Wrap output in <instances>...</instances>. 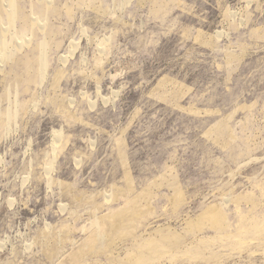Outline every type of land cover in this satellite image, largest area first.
Here are the masks:
<instances>
[{
	"label": "rangeland",
	"instance_id": "1",
	"mask_svg": "<svg viewBox=\"0 0 264 264\" xmlns=\"http://www.w3.org/2000/svg\"><path fill=\"white\" fill-rule=\"evenodd\" d=\"M15 1L0 264H264V0Z\"/></svg>",
	"mask_w": 264,
	"mask_h": 264
},
{
	"label": "bare ground",
	"instance_id": "2",
	"mask_svg": "<svg viewBox=\"0 0 264 264\" xmlns=\"http://www.w3.org/2000/svg\"><path fill=\"white\" fill-rule=\"evenodd\" d=\"M39 1H42V0H39ZM3 2H5V4H7V0H0V28L4 25V20H3V12L4 11H10V10H12V12H13V14L15 15V16H17L18 15V13H19V10H20V8H19V5H18V3L15 1V0H9V3H11V6L9 7V9H5L4 7H3V5H2V3ZM44 2V1H43ZM128 3V2H127ZM40 4V3H39ZM9 5V4H8ZM49 6V5H48ZM7 7V6H6ZM23 11V10H22ZM69 12H71V8H69ZM70 14V13H69ZM73 14V13H72ZM14 22V21H13ZM46 22H48V20L46 21ZM34 23V22H33ZM36 23V22H35ZM39 23V22H38ZM40 25V24H39ZM5 26V25H4ZM13 26V25H12ZM41 27V26H40ZM43 28V30L45 29L44 27H42ZM47 28V27H46ZM46 32V31H45ZM8 33V32H7ZM7 35V34H6ZM5 35V36H6ZM17 42V41H16ZM18 44V43H17ZM28 44V42L26 41V40H24L23 41V43H22V45H18L19 47V49L20 50H22L25 46H28L27 45ZM4 49V48H3ZM20 52V51H19ZM3 53H5L4 54V56L3 57H1L0 58V68L1 69H3V73H6L7 71L4 69V65L5 64H7L8 63V61H9V57H8V53H9V50L7 49V50H5V52H3ZM72 54H74V53H72ZM38 59H39V56H38ZM40 60V59H39ZM66 62V61H65ZM42 70V69H41ZM11 72H12V70H11ZM10 72V73H11ZM12 74V73H11ZM10 74V75H11ZM8 76V75H7ZM46 77H47V75H44V74H42V77H41V82H43L45 79H46ZM4 82H3V87L6 89V80L4 79L3 80ZM7 92H9V90H7ZM10 127V126H9ZM61 138L62 137H58L57 139H56V141L57 142H59V144L60 143H62L61 141ZM55 142V141H54ZM56 142V143H57ZM57 146H60V145H57ZM48 174H49V170H48V172H47ZM108 200H110V199H108ZM228 204V203H227ZM226 205V204H225ZM212 213L213 214H215L216 213V209L214 208V209H212ZM221 218H222V215H221V213H217L216 214V216L214 217V220H216V221H219V220H221ZM96 237H97V235L96 234H94L93 233V235H91L88 239H87V237H86V239H87V241H88V243L89 244H91L92 242H94L95 240H96ZM85 239V240H86ZM86 245L85 246V248L84 249H80L79 251H77V252H75V253H73L72 254V259H75V260H79V259H82L83 257H85L86 255H88V254H90V253H92V251H91V248H90V245ZM100 248H102V247H100ZM71 254V253H70ZM73 263H75V261L73 262Z\"/></svg>",
	"mask_w": 264,
	"mask_h": 264
},
{
	"label": "water",
	"instance_id": "3",
	"mask_svg": "<svg viewBox=\"0 0 264 264\" xmlns=\"http://www.w3.org/2000/svg\"><path fill=\"white\" fill-rule=\"evenodd\" d=\"M257 101H264V98L259 97L257 98ZM250 129L249 124H243L239 127L237 130V140L235 143L230 146L226 152V158L227 160L234 161L238 160L239 158L243 157L244 155H247V144L248 139L246 137V132ZM224 159V158H223Z\"/></svg>",
	"mask_w": 264,
	"mask_h": 264
}]
</instances>
